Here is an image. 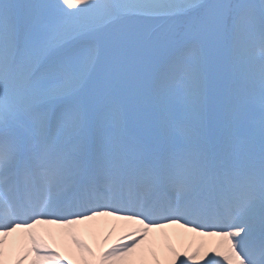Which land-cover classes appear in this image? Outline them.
<instances>
[{"label": "snow or ice", "instance_id": "obj_1", "mask_svg": "<svg viewBox=\"0 0 264 264\" xmlns=\"http://www.w3.org/2000/svg\"><path fill=\"white\" fill-rule=\"evenodd\" d=\"M146 99L147 134L120 114ZM99 217L127 224L94 250ZM169 228L213 239L158 252ZM205 258L264 264V0H0V264Z\"/></svg>", "mask_w": 264, "mask_h": 264}, {"label": "bare ground", "instance_id": "obj_2", "mask_svg": "<svg viewBox=\"0 0 264 264\" xmlns=\"http://www.w3.org/2000/svg\"><path fill=\"white\" fill-rule=\"evenodd\" d=\"M107 221H111L110 218L106 217H99L94 221L87 222V224L84 225H77L74 226L77 229L78 236L87 244H89L94 250L98 249V236H100L103 232H101L104 228L103 223ZM127 223L124 222H118L115 229L112 230V233L109 235V243H112V241L116 238V236L121 235L123 229V226ZM131 226V225H129ZM37 231L41 234V236L47 240L49 243L52 244H58L60 246V251H63L64 254H66L68 251L75 252L74 247L71 244L70 238L67 236V229H60L57 228L55 225H38ZM163 233H166L167 235H161L158 233L157 238L154 240V243H160V248L156 249L158 252H164L168 246H174V247H180L179 242H184V240L192 233H185L183 229L179 228H169L162 230ZM182 234V236L178 235ZM154 234H152V237H150V240L153 239ZM196 241H204L209 240L213 238L208 237H199L195 235ZM173 241V242H172ZM184 244H182L183 246ZM104 246H106L104 244ZM145 247V246H142ZM206 259H202L201 264H206ZM176 264H179V260L176 261Z\"/></svg>", "mask_w": 264, "mask_h": 264}, {"label": "rangeland", "instance_id": "obj_3", "mask_svg": "<svg viewBox=\"0 0 264 264\" xmlns=\"http://www.w3.org/2000/svg\"><path fill=\"white\" fill-rule=\"evenodd\" d=\"M18 3H31V2H40V0H16ZM155 26L153 27V31H155ZM140 114L137 115L128 105H125L121 109V117L128 121L133 126H139L140 130L145 134L149 133L152 130L153 124V107L152 101L144 100L141 104ZM168 115L171 119L175 121H179L183 119V113L175 108H170L168 111ZM54 248H59L58 244H51ZM61 252V251H60ZM63 254V252H61Z\"/></svg>", "mask_w": 264, "mask_h": 264}]
</instances>
